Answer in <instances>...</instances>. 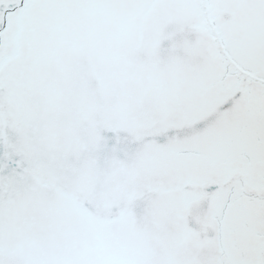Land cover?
<instances>
[{
	"label": "snow or ice",
	"instance_id": "obj_1",
	"mask_svg": "<svg viewBox=\"0 0 264 264\" xmlns=\"http://www.w3.org/2000/svg\"><path fill=\"white\" fill-rule=\"evenodd\" d=\"M0 264H264V0H0Z\"/></svg>",
	"mask_w": 264,
	"mask_h": 264
}]
</instances>
